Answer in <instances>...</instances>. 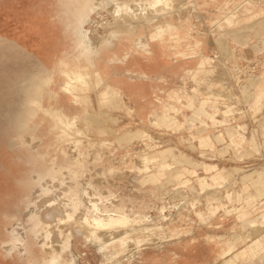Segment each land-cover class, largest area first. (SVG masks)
I'll list each match as a JSON object with an SVG mask.
<instances>
[{
	"label": "crops",
	"instance_id": "obj_1",
	"mask_svg": "<svg viewBox=\"0 0 264 264\" xmlns=\"http://www.w3.org/2000/svg\"><path fill=\"white\" fill-rule=\"evenodd\" d=\"M96 1L97 0H0V74L11 75L9 81L0 83V121L42 122L43 127H40L37 131L40 133L45 131L48 126L47 124L54 120L41 110L36 112L34 110L33 112L32 109L36 108L33 104L34 100L39 101L41 106L49 110L67 113L71 118L76 116V120L83 130L89 128L91 123H94V125L97 123L98 125L106 123L103 127L99 126V128L108 129V122L114 120L122 121L123 118L131 123L133 121L137 122L138 120L148 121L150 120V115L149 113H145L150 111V105L170 107L171 105L177 104V106L182 107V105L187 102L186 90L188 87L185 81L187 77L196 79L193 81L195 85L191 88L194 90L212 88L219 83L213 80L207 81L212 78L215 72L214 68H208L214 60L213 54L211 55L208 53L209 49H215L211 47V45L217 42L219 38H224L226 47L233 44L234 49L237 48V45L240 47V50L244 49L246 45L245 40H247L244 28L247 27L246 25H249V21L252 17L258 16L264 12V8L260 6V3H264V0H194L195 5L191 4V0H188L186 8L184 4L182 6L180 3L175 5V9L183 7V10H187V19L178 20L175 15L169 14L162 18H153V21L150 22V26L147 24L146 28L141 27L129 30L128 27H137L138 22L134 19V22L129 23V19H125V21L122 18L115 17L113 12L117 8V4L115 1L109 0L106 2L107 4L103 9L104 12H108L105 14L101 13L102 15L100 17H96L97 21H103L102 24H104L105 27L99 28L98 31L90 32V36L99 45L94 55L95 58L91 61L90 55H85V53L81 54L80 49L77 47V41L81 25L82 27L87 25L86 21L90 18L89 16H91V14L95 16L94 13L97 9L95 8ZM131 3L134 4L132 1ZM195 12L200 15L199 18H202L203 14L206 17L200 21H195ZM161 24H168L170 28H177L178 33L181 35L180 40H178L180 43L179 46L176 45L177 39L170 37L172 29L165 33L163 36L164 39H161V37H151V33L153 34L156 28ZM197 24L209 25L204 28L207 32L201 33L200 35L201 29H196ZM133 31H135L134 35ZM202 34L206 35L203 36ZM140 37L146 40L145 49L138 48L135 45V41ZM261 42L262 44L256 50L249 51L250 55L253 53L252 60H255L251 67L253 69L257 61L259 64L261 63V54L264 53V35L261 37ZM214 54H219V48L216 49ZM220 57L223 59L225 67H228L229 65H227L225 60L228 57L225 59L221 55ZM238 65L237 58L233 59L232 66H229L224 73L229 74L231 77V69ZM77 66L86 68V70H83L85 82L83 84L79 83L78 86L69 93L63 90L61 85L66 81L65 73L72 71L77 68ZM95 69L99 70V75L95 74ZM253 69L251 70L252 73L250 74V78L255 77L254 79L257 78V81L253 91L255 99L250 108L254 111L253 114L255 115L259 111L260 105L264 100V75L254 74L253 71L264 73V66H258L256 70ZM129 74L135 77L131 78ZM44 75H50L51 77V81L47 86H42L41 78ZM205 80L207 81L206 83H204ZM181 81L185 82L182 83ZM169 82H178L180 87H167ZM196 82L199 83L197 84ZM162 83L164 85H162ZM234 83L236 84V76ZM220 84L225 85V83L221 82ZM107 87L109 88L110 95L106 102H102L100 100L102 91ZM236 95L239 97L238 94ZM211 96L213 99L210 100L216 103L214 106L216 107L215 109H217L216 112L209 115L211 119H208L206 115L204 118L202 112L200 114L194 113L188 116L186 110L183 108L180 109L181 113L175 115L178 117L177 120L183 123L178 126L176 130L182 129L187 125L192 129L193 126H195L191 125L192 121H196L197 123H202V121L212 122L205 128L202 127L197 131L190 132L191 137L195 138V145L200 147L198 153L200 152L202 155L213 151L216 143L225 142L224 139H226V137L229 139V143L235 147H241L246 141L245 139H247L244 133L239 132L237 135L232 128L228 129L227 126L221 127L228 119L217 117V113L221 111L217 102L219 95L217 96L213 93ZM199 99H203V97H199ZM128 104L134 108L132 109L133 117L131 118L126 116L123 117V111L126 110L125 108ZM168 111L170 110L168 109ZM142 113H144V115H142ZM171 117L170 114H163L162 125L167 126V124L170 123ZM241 126L242 124H238L235 128L239 129ZM213 129L216 131H213ZM126 134L134 135L133 137L135 140L139 137L145 138L148 140L145 142L147 145H156V142L150 141V139H153V136L144 127H142L143 135H139L138 131L135 130H133V133L126 132L125 135ZM26 135L28 137V134H25V137ZM122 135L120 136V140L131 139L132 137L130 135L126 137ZM251 138V143L259 150L261 145L255 132H253ZM128 145H133V142ZM67 147L70 149L69 146ZM98 147L99 146H96V148ZM0 150H2L0 152L6 154L13 152H30L25 150L21 152L11 149L6 151L3 146L0 147ZM133 152L135 151L131 149V153ZM92 153L99 154L98 157H94L97 163L104 160L105 155L100 149L99 152L93 151ZM110 153L112 154V152ZM139 157L140 159L137 163H135L131 157V164L128 166L130 170H138L139 173L133 174V179H137L140 184L146 188L141 189V192L138 193L141 199L139 204H135L129 208L127 203L128 199L118 196L112 188H105V183L102 185L104 188L100 189L93 185L88 188H83L84 192L82 198H80V193H71L75 195H72L73 197L70 196V198L73 199L76 196V202L67 203L62 197L58 196L63 200L61 204L68 211L70 216L77 212L86 213L85 209L90 210V206L86 202V195L89 189L90 192L92 191L94 195L101 199L110 202L113 199L115 200L111 204H107L106 202L101 203L100 213L96 212L97 215L90 218H100L104 214L113 215L119 220H123L122 213H127L132 217L136 215L137 212H142L150 207L156 206L155 201L150 202V200L145 197V194L150 191V184L154 185L161 183L159 187L157 186L160 192L159 195H156V199L161 200V203L157 206L166 208L163 200V193L177 186L168 189L164 186L165 181L163 180L167 173L175 168V164H179L172 175L173 180L176 181L175 184L184 187H192L191 179L188 176L195 175L197 176L201 192L209 186L212 188L218 187V189L220 188L219 186L224 188L227 183L236 180L234 170H227L225 166L220 167L214 162H207L205 160L199 162L193 160L189 154L176 146L168 145L160 149L159 153L148 154L145 152L140 154ZM151 163L152 166H154L152 171H150ZM17 168H21V165L18 164L17 167L15 164L13 166L0 165V186L16 185L14 177ZM99 168L102 174L106 175L103 167ZM236 169H239V167H236L235 170ZM59 170L60 169L55 167L50 170L51 172L47 173L51 176H55V173L58 174ZM109 170L112 171V168L109 167ZM200 170L204 171L206 175L199 176ZM243 170L245 171V169ZM79 172L77 174H79ZM45 174L46 172L36 174L39 176L37 180L44 178ZM80 174L78 177H80ZM72 175L78 178L75 176L74 172ZM232 175L233 177L230 179ZM242 175L243 182L241 188H248L251 184L261 186L259 193L264 195V166L254 168L250 173L242 172ZM170 180L172 179H168L167 182ZM74 182L77 185V182ZM91 183L93 182L91 181ZM101 184L102 183H100V185ZM230 189L231 188L225 189L228 192L224 190L223 198L226 199H220L214 193L210 194V198H207L206 202L210 204L212 216L215 215L217 210L221 209L219 203L225 200L226 202L233 200L232 196L234 192H230ZM240 191L238 195L241 194ZM251 195V200L256 199L254 197L257 194L252 193ZM196 199H198V197ZM14 200H16L15 197L7 194H0V215L3 211L8 210L9 205L7 203ZM56 200L59 202L57 197ZM114 205L117 209L112 208ZM83 206L85 209L82 210L81 208ZM68 207L69 209L72 207V209L69 210ZM230 207L231 206L228 204L226 205L227 212L234 210V208L229 209ZM251 208L252 210L262 211L260 214V222L264 223V200L262 199L256 202L249 201L246 205L237 208V221L248 224L251 227L256 225L257 220L253 219L255 216L250 217ZM132 210H135V212H132ZM41 218L46 224V227L51 225L45 221L43 211L41 213ZM206 219L207 217L204 220ZM69 222L71 221L66 219L52 224L59 232L60 237H62V229L66 232L64 226H67ZM95 226L104 228L109 227L104 225ZM214 226L220 227L221 225L220 223H216ZM192 228L198 230V225L194 224ZM101 233L102 232L98 233L95 230L92 233L93 235L90 234V239L94 238L92 241L97 240L102 245ZM219 233H221L220 235H225V240L221 243V247L202 240L197 249L188 253L185 259H182V256L179 254L181 252L177 250L172 251V249L164 247L162 251L159 252L162 255H157L159 250H156V257H150V264H155V261L161 260L160 264H172L174 263L172 258L179 256L181 261L177 264H264V233L254 240L247 241V236L237 230L236 226L233 224L229 231H209L208 239L214 240L216 238L215 235ZM238 235H240L241 239ZM236 238L239 239L236 240ZM69 243L70 240L68 241L65 239V245ZM32 244V240L26 239L24 244L27 250L26 255ZM100 244L97 246V250L103 253L101 250L103 246ZM61 245L63 244H60L59 247ZM239 245L242 246L239 247ZM69 246L66 250H63V252L71 255V248H69ZM37 248L38 247L35 248L34 256L39 257L41 263L42 255L39 254ZM59 249L58 250L62 252V249ZM220 249L222 251L221 255H219L220 259L219 257L215 259L217 251ZM165 253L168 254V256L167 259L163 260L162 256H164ZM82 254L83 255H80L83 257L86 253L82 252ZM57 257L59 258L60 264H72V262L68 260L66 261L64 259L63 261L64 257L62 253H59ZM60 260H62V262ZM71 260H74L72 256ZM238 261L242 262L237 263Z\"/></svg>",
	"mask_w": 264,
	"mask_h": 264
},
{
	"label": "rangeland",
	"instance_id": "obj_2",
	"mask_svg": "<svg viewBox=\"0 0 264 264\" xmlns=\"http://www.w3.org/2000/svg\"><path fill=\"white\" fill-rule=\"evenodd\" d=\"M177 3H180L182 6L185 4V1H173V5ZM104 6L105 5L101 4L99 8L103 10ZM260 6L264 8V3H260ZM101 9H98V13H95V17L108 12H104V10L102 11ZM160 10L163 11L162 8ZM167 10L168 9L165 11L164 9V12L156 14L155 12H157V10H155L154 13L151 11V13H149L152 14L150 15V20L156 17L162 18L171 14L170 10ZM101 11L102 14H100ZM187 15L188 14H186L184 18L178 20L187 19ZM194 15L196 16V12ZM205 17L206 16L204 14L202 18H197L198 20L195 17V21H200ZM98 23H100L99 26H97ZM207 26L209 25L197 24L196 29H201L199 33L201 35V33L207 32L204 30V28ZM246 26L247 27L244 28V31L247 40H245L246 45L244 49L240 50L238 45L237 48L234 49L233 44L226 47L225 39L219 38L217 42L211 45V47L215 49L208 50L209 54H213L214 59L211 66L208 68H214L215 72L214 75H212V78L208 79L207 81L213 80L219 82L217 85H214L212 88L209 87L206 89L204 88L201 90H194L191 88L193 85H195L193 81L196 79L187 77L185 80L186 86L188 87L186 90L187 102L183 104L182 107L177 106V104L171 105L170 107H163L162 105H150V111L145 113H149L150 115V120L148 121L138 120L137 122L133 121L131 123L130 121L123 118L122 121L114 120L108 122V129L99 128V126L103 127L106 123H102L100 125H98V123L96 125L91 123L89 128H85L83 130V128L78 124L76 116L69 118L70 116L67 113L49 110L48 108L41 106L37 100L33 101V104L35 105L34 107L36 108H33L32 111L34 112L35 110L36 112L38 110H43V112L45 111V114L51 116L54 120L53 122H49L47 124L48 126L45 131L41 133L37 131V129L43 127L42 122L0 121V147L3 146L6 151H8V149L21 152L23 150L30 151L27 153L13 152L10 154L0 152V165L13 166L15 164L16 167L18 164L21 165V168H17L15 172L14 179L16 185L0 186V194H7L12 197H16V200L7 203L9 205L8 210L3 211L0 215V248L3 246L8 248L9 251L6 255L5 252L7 249L1 248L3 249L2 251L0 249L1 253L6 250L0 255V264H33L30 261V257L26 255L27 250L24 246L26 239L33 241V244L29 250V253H32L33 256L35 253V248L38 247L37 251L40 255H42V262L40 264H48L50 258L57 256L59 253H62V256L64 257L63 261L65 259L66 261L68 260L72 262V264H150V257H156V250H159L157 255H162L159 252H161L164 247H168L172 249V251L177 250L178 252H181L179 254L182 256V259H185L188 253L195 251L201 244L202 240L204 242L214 243L218 247H221L220 245L225 240V235H220L221 233H219L215 235L216 238L214 240H209V231H229L231 230V226L233 224L236 226L237 230H239L243 235L247 236V241L260 237L264 233V223L260 222V214L262 211L252 210V208L250 209V217L255 216L253 219L257 220L256 225L252 227L248 224L237 221L236 213L238 211L237 208L242 205H246L249 201L256 202L260 199L264 200V195L259 193L261 186H255L251 184V186L248 188H241L243 182L242 172L250 173L254 170V168H260L264 166V100L260 105L259 111L254 115V111L250 108V106L255 99L253 91L255 89L257 78H250V74L252 73L251 70L253 69L251 67L255 60H252L253 53L250 55L249 52L256 50L262 44L261 37L264 35V12L258 16L252 17L249 21V25ZM99 27H101V22H94V28H98L99 30ZM134 34L135 31H133V35ZM81 42V38L78 35L77 47L80 49L81 54L85 53L86 55V49ZM92 43L94 44V47L93 44L92 47L96 52L99 45L96 44V42ZM145 43L146 40L142 37L137 38L135 41V45L142 49H145ZM217 48H219V54H214ZM220 55L224 59L228 57L225 60L229 66H232V60L237 58L239 65L231 69V77L229 74L224 73V71L229 66L225 67V63ZM93 59L91 61H93ZM260 61V64L258 61L256 62L254 65L255 68L253 70H256L258 66H264V53L261 54ZM72 71L68 72V74L74 75L75 72ZM253 73L264 75V73H258L257 71H253ZM95 74L99 75L98 69H95ZM235 76L236 84L234 83ZM10 77L11 75L0 74V83L3 81H9ZM129 77L132 78L135 76L129 74ZM50 81V75H44L41 78L42 86L49 85ZM185 81L181 82L183 83ZM207 81L205 80L204 83ZM84 82V77L82 81H78L76 84L66 80L65 83L61 85V87L63 86V90L70 93L75 89V87L78 86L79 83L83 84ZM220 82L225 83V85L220 84ZM196 83L198 84L199 82ZM162 85L164 84L162 83ZM174 86L180 87L178 82H169L167 84V87ZM108 89L109 88L107 87L102 91V96L100 98L102 102H106L110 95ZM213 93H215L217 96L219 95L217 102L221 108V111L219 110L220 112L217 113V117L221 119H228L221 127L227 126L228 129L232 128L237 135L239 132L244 133L247 136V139H245L246 141L241 145V147H235L229 143V139L226 137V139H224L225 142L216 143L214 150L211 151L212 153L210 152L202 155L200 152L198 153V149L200 147L195 145V138L191 137L190 132L197 131L202 127L205 128L212 122L202 121V123H197L196 121H192L191 125H195L192 129L187 125L182 129L176 130L178 129V126L183 123H180L177 120L178 117L175 115L181 113L180 109L183 108L186 110L188 116H191L194 113L200 114L202 112L204 118L206 115L208 119H211L209 115L213 112H216L217 110L214 106L216 103L210 100L213 99L211 96ZM236 94H238L239 97ZM199 97H203V99H199ZM125 109L126 110L123 111V117H133L132 109L134 108L128 104ZM168 109L170 111H168ZM163 114H170L172 116L170 118V123L167 124V126H171L172 128L162 125V119L164 118H162ZM142 115H144V113H142ZM238 124H242V126L239 129H236L235 126ZM142 127L152 134L153 139H150V141L156 142V145H147L145 142L148 140L145 138L139 137L135 140L133 137L134 135H125L126 132L133 133V130L138 131L139 135H143ZM213 131L216 130L213 129ZM253 132L256 133L257 139L260 142L261 148L259 150L251 143ZM25 134H28V137L26 135L27 138L25 137ZM121 135L124 137L130 135L132 137L131 139L120 140ZM36 136L40 137L39 140ZM131 142H133V145L129 146L128 144ZM168 145L178 147L180 150H183L189 154L193 160H197L199 162L202 160L214 162L220 167L225 166L227 170H234V174H236V180L227 183L224 188L219 186L220 188L218 189V187L212 188L209 186L208 188H205L203 192H201L198 185L197 176L195 175L188 176L191 179L192 187H184L182 185L175 184L176 181L173 180L172 175L179 166V164H175V168H173L172 171H169L163 180L165 181L164 186L168 189L177 186L176 188L163 193V200L165 202L166 208L163 206H157L159 203H161V200L156 199V195H159L160 192L158 191L159 188H157V186L159 187L161 183L154 185L150 184V191L145 194V197L149 199L150 202L155 201L156 206L150 207L149 209L142 212H137V214L133 215L132 217L127 213H122L121 215H123V220L117 221L107 228L96 227L91 223L83 222V225L85 226L89 235H93L92 233L95 230L98 233L109 230L116 233L118 232V235L119 232L122 231L119 237H117V241L112 243V245L115 247L112 250H117L115 254L111 248L108 249L109 247H107V249H103L101 247V250L105 254L99 252L97 250V246L100 243L97 240L92 241L94 238L85 239L82 234L78 233L74 234V236L71 235L72 239L69 238L70 246L69 244L65 245V239H67L68 232H65L62 229L63 233L62 237H60L59 232L54 226H52V224H55L60 220L69 219L71 222H69L67 226H64V229H72V223L75 224L76 222L80 221L79 219L81 218L79 217L81 215L92 217L97 215V211L93 208V205H90L91 203L89 204V199L86 198L88 200L86 201L90 206V210L85 209L84 206L81 208L82 210L85 209L86 213H72L73 215L69 218H62L61 215H56L54 217L55 220H53L52 217L51 221V219H47L49 216H46L47 212H45V208H48V206H46L48 205V199H54L53 202H57L59 204L63 203V200H61L59 197H62L67 203L73 201L76 202V196L73 199L70 198V196L73 197L72 195H75L71 193H80V198H82L84 192L83 188H88L89 186L93 185L100 189L104 188L102 185L105 183V188H112L116 194H118V196L127 198V203L129 208H131L133 205L140 203L139 201L141 199L139 198L140 195H138V193L141 192V189L146 188L143 187L137 179H133V174H137L139 172L138 170L128 169V166L131 164L130 158L132 157V160L137 163L139 162L140 154L145 152L148 154L159 153L160 149H163ZM67 146H69L70 149H68ZM96 146L99 147L96 148ZM99 149L103 152L105 157L103 161L97 163L94 157H98L99 154H93L92 152H99ZM131 149L135 152L131 153ZM110 152H112V154ZM98 166L103 167L106 175L102 174V171ZM55 167L60 169L58 174L55 173V176H51L47 173L51 172L50 170ZM109 167L112 168V171L109 170ZM236 167H239V169L235 170ZM152 169H154V166H152L151 163L150 171H152ZM243 169H245V171ZM45 172L46 174L44 175V178L37 180L38 178L35 177L36 174ZM73 172L76 177H78L81 173L80 177L75 178L72 175ZM78 172L79 174H77ZM199 172V176L206 175L204 171L200 170ZM232 177L233 175L230 177V179ZM170 178L172 180L167 182V180ZM74 181L77 182V185ZM91 181L93 183H91ZM100 183L102 184L100 185ZM64 187L67 190L70 189V193H68ZM41 188H45L44 192L37 194L36 191ZM227 188H231L230 192H234L232 196L233 200L230 202H226L225 200L224 202L219 203L221 209L217 210L215 215L212 216V209L209 206L210 204L206 202L207 198H210V194L214 193L220 199H226L223 198V193ZM239 191L241 192L240 195H238ZM225 192L228 191L225 190ZM252 193L257 194L254 197L256 199L251 200ZM88 194H90V196L92 195V197L97 200V204L99 206L101 203L106 202L107 204H111L115 201L114 199L111 202L101 199L100 197L94 195L92 191L90 192L89 189ZM56 197L58 198L59 202L56 200ZM86 197H89V195ZM197 197L198 199H196ZM21 198L22 200H20ZM40 200H43V204H39ZM44 200H47L46 204ZM227 204L231 206L229 209L234 208V210L227 212ZM112 208L117 209L115 205L112 206ZM70 209H72V207ZM159 210L164 211L163 213L165 216L161 219L159 217L158 219H155V217L157 218ZM42 211L45 221L48 220L46 222L51 224L48 227L45 226L46 224L41 218ZM132 212H135V210H132ZM76 214H80L77 217L78 219L76 218ZM7 215L9 218L6 220L5 217H7ZM206 217L207 219L204 220ZM216 223H220L221 226H214ZM194 224L198 225V230L192 228ZM51 232H54V234L57 232L58 234L56 235H59V237H56V235L53 234L54 237L52 236V238L50 236L52 235ZM45 237L46 240L48 238L50 240L48 239L46 242ZM123 237H125L126 240L123 241ZM238 237L241 239L240 235H238ZM239 238H236V240ZM125 241L126 243H132V245L129 243V245L126 247L124 245ZM58 244L63 245L59 247ZM242 245H239V247ZM68 246L71 248V255L63 252V250H66ZM59 248L62 249V252L59 251ZM105 251L107 253L112 251L111 253L113 254H106ZM82 252L86 253L83 257L81 256L83 255ZM221 253V249L218 250L215 259L218 257L220 259L219 255H221ZM71 256L74 258V260H71ZM105 256H108V260L106 258V261ZM167 256L168 254L165 253V255L162 256L163 260L167 259ZM172 259L174 262L172 264H177L181 261L180 256ZM60 261L62 262V260ZM161 261H155V264H160ZM241 262L242 261H238L237 263Z\"/></svg>",
	"mask_w": 264,
	"mask_h": 264
},
{
	"label": "bare ground",
	"instance_id": "obj_3",
	"mask_svg": "<svg viewBox=\"0 0 264 264\" xmlns=\"http://www.w3.org/2000/svg\"><path fill=\"white\" fill-rule=\"evenodd\" d=\"M109 0H97L96 1V5H95V8H97L96 10H95V13H98V9H101V8H99L100 7V5L101 4H103V5H106L107 3L106 2H108ZM113 1H115L116 2V4H117V8L114 10V16L115 17H117V18H122L123 20H127V19H129L128 20V22L129 23H131V22H134L135 20L134 19H136V21L138 22V25H137V27H135V26H132V27H128V29L129 30H134V29H136V28H141V27H147V24H148V26H150V22H152L153 21V18L150 20V15H152V14H149V13H151V11H153V13H154V11L155 10H157V12H155V14L156 13H160V12H164V9H165V11H166V9H168V10H170V12H171V15L173 14V15H175L178 19H182V18H184L185 16H186V14H187V10H183L182 8H179V9H175V5H173V1L174 0H113ZM131 1L132 2H134V4H132L131 3ZM185 1V4H184V7L186 8V6H187V2H188V0H184ZM193 1V2H192ZM191 2V4H193V5H195V2H194V0H191L190 1ZM108 6V5H107ZM94 8V9H95ZM163 9V11L162 10H160V9ZM172 8V9H171ZM102 10V9H101ZM159 10V11H158ZM167 10V11H168ZM94 11V10H93ZM101 14V13H100ZM154 15V14H153ZM90 18L89 19H87V23H89L90 25H86V26H84V27H82V25H81V27H80V29H79V37L81 38V43H83L82 45H84V47H85V51H86V55H90V57H91V60L93 59V58H95L94 57V55H95V50H94V44L92 43V42H94L95 43V41H92L93 40V38L90 36V32H92V31H98V28H94V22L96 23L97 21H96V17L95 16H93L92 14H91V16H89ZM196 19L198 18L199 19V17H200V15L197 13L196 14ZM96 18V19H95ZM157 18V17H156ZM109 19V18H108ZM197 19V20H198ZM125 20V21H126ZM110 21V20H109ZM116 21V20H115ZM124 21V22H125ZM103 22V21H102ZM121 22V21H120ZM92 23V24H91ZM112 23V22H111ZM122 23V22H121ZM99 24L100 23H98V25L97 26H99ZM101 27L102 28H104L105 26H104V24H102L101 23ZM172 29V30H171ZM175 29V30H174ZM168 30H171V32H170V37H172L173 39H177V43H176V45L177 46H179L180 45V43H179V41L178 40H180V38H181V35L178 33V30H177V28H170V26H168V24H161V25H159L157 28H156V30L154 31V33L152 34L151 33V37L152 38H157V37H161V39L163 38L164 39V35H165V33L168 31ZM102 31V30H101ZM94 33V32H93ZM101 33V32H100ZM114 33V32H113ZM92 44H93V47H92ZM97 44V43H96ZM83 70H86V68H82V67H79V66H77V68H75V69H73V71L75 72V74L74 75H70V74H68V72H66L65 73V76H66V80H69V81H71V83H73V84H76V83H78V81H82L83 80V77H84V71ZM72 71V72H73ZM71 72V73H72ZM73 74V73H72ZM49 77V76H48ZM47 85V84H46ZM62 88H63V86H62ZM43 111V110H42ZM45 112V111H44ZM65 116H67V115H65ZM69 118H71V117H69ZM31 134H33V133H31ZM37 137V139L39 140V136H36ZM44 137V136H43ZM36 139V140H37ZM36 143V142H35ZM42 145V144H41ZM36 178H38L39 176H35ZM55 184V183H54ZM44 189L45 188H41V189H38L36 192H37V194L38 193H40V192H44ZM64 189H65V187H64ZM63 189V190H64ZM68 193H70V189L69 190H67V189H65ZM23 193V192H22ZM33 194H34V192H33ZM17 195V194H16ZM31 195V194H30ZM35 195V194H34ZM89 195V197H86L87 199H89V204L90 205H93V208L97 211V213H100V211H101V208H100V206L97 204V200L95 199V198H93L92 197V195L90 196V194H88ZM88 195H86V196H88ZM16 198V197H15ZM26 198H28V197H26ZM24 199V198H23ZM42 199H44V198H42ZM47 199V198H46ZM86 199V200H87ZM20 200H22V198L20 199ZM29 200V199H28ZM49 201H48V205H46V206H48V208L46 209L45 208V212H47V214H46V216H49V217H47V219L48 220H50L51 219V221H52V217H53V220H55L54 219V217L56 216V215H61V217L62 218H68V217H70V214L68 213V211L64 208V206L62 205V204H59V203H57V202H53L54 201V199L52 200L51 198L50 199H48ZM51 200V201H50ZM88 201V200H87ZM86 201V202H87ZM44 202H45V204H46V202H47V200H44ZM105 202V201H104ZM40 203H42L43 204V200L41 201L40 200V202H39V204ZM44 204V205H45ZM87 204H88V202H87ZM88 204V205H89ZM164 211H162V210H159L158 211V214H157V218L155 217V219H158V217L161 219V218H163L164 216H165V214L163 213ZM77 215V214H76ZM78 215H80V214H78ZM78 215L76 216V218L78 217ZM45 216V217H46ZM150 216V215H149ZM51 217V218H50ZM154 217V216H153ZM167 217V216H166ZM6 218V220H7V218H9V216L7 215V217H5ZM79 218H81V219H79L80 221H78V222H76L75 224H73L72 223V229L71 228H69V229H67L66 228V232H68V235H67V240L69 241L70 239H72L71 237L72 236H74V234H76V233H78V234H82L83 236H84V238L86 239H90V237H91V235H89L88 234V231L86 230V228H85V226L83 225V222H88V223H91V224H95V225H104V226H110V225H112V224H114L116 221H121V220H119L117 217H115V216H110V215H102L100 218H90L89 216H83V215H81ZM78 219V218H77ZM48 220H46V221H48ZM8 222V221H7ZM36 230H38V229H36ZM54 231V230H53ZM52 233V232H51ZM118 233V232H117ZM116 232H113V231H109V230H107V231H104V232H102L101 234V237H102V239H101V241H102V246H103V249H107V247H109L108 249H110L111 248V250L113 249V248H115L113 245H112V243H114L115 241H117V237H119V235H120V233H122V231L121 232H119V235L117 234ZM54 232L52 233V235H50L51 237L53 236L54 237V235H56V234H58L57 232L54 234ZM117 234V235H116ZM72 235V236H71ZM122 235V234H121ZM1 237V236H0ZM44 237V236H43ZM47 237H48V235H47ZM52 237V238H53ZM56 237H59V235L57 236L56 235ZM13 238V237H12ZM70 238V239H69ZM83 238V239H84ZM124 239H123V241L124 240H126V238L125 237H123ZM44 239V238H43ZM49 239V238H48ZM48 239L46 240V237H45V241L47 242L48 241ZM50 240V239H49ZM127 241H130V240H127ZM132 242V241H131ZM125 243H126V241H125ZM124 243V245L127 247V245H129V243H126L125 244ZM10 244V243H9ZM8 244V245H9ZM131 245H132V243H130ZM123 245V244H122ZM124 245H123V247H124ZM131 245H130V247H131ZM5 246V245H4ZM7 246V245H6ZM14 246V245H13ZM10 247V246H9ZM129 247V246H128ZM1 248H3V249H5L6 247H1ZM0 248V249H1ZM3 249H1V251L3 250ZM7 249V251L5 252V251H3V252H5V254L7 255V252H9L8 251V248H6ZM114 250H116V249H114ZM114 250H112L113 251V253L115 254V252H117V250L116 251H114ZM111 251V252H112ZM118 251H119V249H118ZM2 252V253H3ZM106 252V251H105ZM107 253L106 252V254H113V253ZM1 252H0V255L2 254ZM9 254V253H8ZM105 254V253H104ZM118 254V253H117ZM29 257H30V261H31V263H33V264H40V261H39V257H35V256H33L32 255V253L30 254L29 253V251H28V254H27ZM109 256V255H108ZM108 256L106 257L105 256V261H106V258H107V260H108ZM52 257V256H51ZM114 258V257H113ZM48 264H60V262H59V258L57 257V256H53L52 258H50V260H49V263Z\"/></svg>",
	"mask_w": 264,
	"mask_h": 264
},
{
	"label": "built area",
	"instance_id": "obj_4",
	"mask_svg": "<svg viewBox=\"0 0 264 264\" xmlns=\"http://www.w3.org/2000/svg\"><path fill=\"white\" fill-rule=\"evenodd\" d=\"M101 13H102V11H101ZM95 14V13H94ZM101 15H97L96 17L98 18V17H100ZM102 23V22H101ZM92 24V23H91ZM87 25H90L89 23H87ZM99 28H102V27H99Z\"/></svg>",
	"mask_w": 264,
	"mask_h": 264
}]
</instances>
